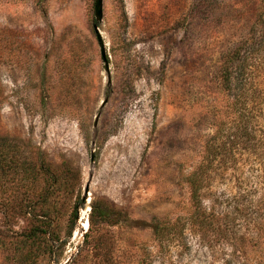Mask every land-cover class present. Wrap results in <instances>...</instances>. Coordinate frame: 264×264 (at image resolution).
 Masks as SVG:
<instances>
[{
  "label": "rangeland",
  "instance_id": "rangeland-1",
  "mask_svg": "<svg viewBox=\"0 0 264 264\" xmlns=\"http://www.w3.org/2000/svg\"><path fill=\"white\" fill-rule=\"evenodd\" d=\"M200 1L102 0L97 23L95 0H0V139L72 186L65 197L56 186L50 230L63 243L49 254L42 240L24 241L34 222L19 210L23 200L40 210L43 181L13 187L0 176V264H264V106L246 120L260 148L240 153L254 141L234 139L237 114L218 79L256 0ZM253 72L264 83V50ZM214 115L220 141L239 150L219 160L202 197L204 224L192 225L184 178ZM92 202L109 214L88 231L82 216ZM75 203L81 226L67 237ZM158 222L175 224L161 244L150 228Z\"/></svg>",
  "mask_w": 264,
  "mask_h": 264
},
{
  "label": "trees",
  "instance_id": "trees-1",
  "mask_svg": "<svg viewBox=\"0 0 264 264\" xmlns=\"http://www.w3.org/2000/svg\"><path fill=\"white\" fill-rule=\"evenodd\" d=\"M202 1H200L203 3L202 5L207 7L208 0ZM262 50H264V0H256L253 18L248 31L237 42V45L224 55L218 69L221 91L227 97L226 100L230 101L227 108L230 106L232 111H235L238 118L236 128L237 134H235L234 139L236 141H241V138L244 137L243 141L249 144H251L252 140L254 141V143L249 146L242 145L244 148L240 150V153L244 150L255 152L256 149L260 148V144L258 146L255 144L256 135L251 129L253 127H251L246 120L249 119L259 107L262 108L264 106V83L256 82L253 72L255 58L258 52ZM215 118L216 115H214L213 120V135L204 142L200 161L184 178L189 189L190 204L189 216L184 222H189L192 225L198 224V226H201L204 224V219L202 218L204 212L202 208V197L206 187L210 183L212 173L215 171L219 160L224 155H234L235 151L237 152L239 150L237 148H225V144L220 141L222 123ZM239 142H237V144H240ZM12 146L16 147L17 145L8 140L0 139V176H4L5 178L9 177L10 185L12 183L14 185L13 187L30 188L37 181H43L44 188L41 193L36 195L37 201L35 203L39 204L40 210L35 211L34 207L36 206L34 203L25 206V203H23L24 200L20 203L19 210H22L24 215L25 212L30 215L34 222L24 235L26 236L24 241H28L31 247L36 240H42L43 247L41 248V252L51 254L52 242L56 241L58 243H63V241H60L57 234L50 230V225L52 223L51 216L57 212L53 205V198L56 195V190H58L56 186H62V194L64 197L68 191L72 189V186L65 176L64 179H61L62 182L60 183L58 178L60 177L59 174H55L52 168L47 163H44L43 160H40L37 164L31 157H22L18 148L14 150ZM27 207L29 208L28 212L26 211ZM80 208V204L75 203L71 215L67 219V225L69 226L67 237L71 236L75 228V221ZM108 214V209L104 207L99 208L92 202L88 214V231L91 230L92 227H95V220L97 218L105 222ZM177 222H179L178 218L174 223ZM174 223L158 222L152 225L150 228L154 239L160 244L163 241L169 240L172 236V230L175 228ZM84 237H87V233L84 234ZM27 252L28 258H33L34 253H32L31 250Z\"/></svg>",
  "mask_w": 264,
  "mask_h": 264
},
{
  "label": "water",
  "instance_id": "water-1",
  "mask_svg": "<svg viewBox=\"0 0 264 264\" xmlns=\"http://www.w3.org/2000/svg\"><path fill=\"white\" fill-rule=\"evenodd\" d=\"M94 18H95V21L97 23H99L101 21V19H102V0H95V2H94ZM93 30H94V33L96 35V39H97V44H98V47H99L101 61L103 63V70L106 73L107 83L109 84L110 83L109 66H108V61H107V57H106V53H105L104 44H103V41H102L101 36L99 34L97 24H94L93 25ZM106 102H107V99L103 100L100 103L99 109H102L105 106ZM98 117H99V113H97L96 116H95V118H94V122H93V126L94 127L97 124ZM90 162L91 163L94 162V154L93 153H91ZM88 198H89V186L86 185L84 187L83 195H82V198H81V206L86 207L88 205V203H89V202H87V199ZM89 211H90V208H89ZM87 220H88V218H87ZM76 222H78L79 225L81 226L79 212H78L77 217H76ZM83 231H84V229H83Z\"/></svg>",
  "mask_w": 264,
  "mask_h": 264
},
{
  "label": "bare ground",
  "instance_id": "bare-ground-1",
  "mask_svg": "<svg viewBox=\"0 0 264 264\" xmlns=\"http://www.w3.org/2000/svg\"><path fill=\"white\" fill-rule=\"evenodd\" d=\"M86 211H87V209H86ZM88 226V220H87V218H86V216H85V214L82 216V227L83 228H86Z\"/></svg>",
  "mask_w": 264,
  "mask_h": 264
}]
</instances>
